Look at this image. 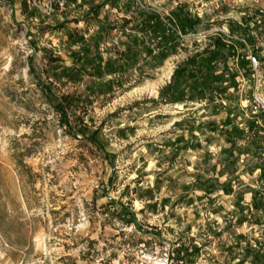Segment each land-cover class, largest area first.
Instances as JSON below:
<instances>
[{
  "label": "rangeland",
  "instance_id": "1",
  "mask_svg": "<svg viewBox=\"0 0 264 264\" xmlns=\"http://www.w3.org/2000/svg\"><path fill=\"white\" fill-rule=\"evenodd\" d=\"M104 1L0 0V264H210L189 255L200 248L182 233L185 216L174 214L202 182L190 174L203 178L217 165L221 174L230 163L252 175L264 152L243 145L226 163L221 134L193 133L191 121H206L204 111L218 113L221 104H190L185 96L153 110L150 100L188 56L221 37L259 59L256 85L251 68L227 60L240 83L225 95L232 120L247 128L251 94L264 91V15L249 21L253 0H122L93 17L90 9ZM139 10L162 21L180 13L197 24L164 47L149 33L121 31L123 20L139 22ZM82 48L90 61L78 59ZM62 67L78 71L67 77ZM61 95L79 101L66 120L77 127L81 118L83 131L67 128L54 109ZM256 121L264 130V116Z\"/></svg>",
  "mask_w": 264,
  "mask_h": 264
},
{
  "label": "crops",
  "instance_id": "2",
  "mask_svg": "<svg viewBox=\"0 0 264 264\" xmlns=\"http://www.w3.org/2000/svg\"><path fill=\"white\" fill-rule=\"evenodd\" d=\"M225 95H211L212 100L203 98L189 101L190 104L205 103L210 108L214 104H221L220 108H224L218 113L217 110H203L207 120L197 118L196 121H191L193 133L197 130L195 134L200 133L206 139L215 133L221 134L224 139L221 146L225 149L222 157L226 163H233L235 156L240 155L238 153L243 145L250 151L264 152V130L258 128V116H251L247 128L240 126L232 120L234 112L228 104L233 101ZM217 115L219 118H213ZM227 115L228 121L218 127ZM216 119L220 121L216 122ZM196 141V138H190L188 144ZM259 160L260 162L255 160L258 166L255 165L252 175L230 170V163L226 164V169L221 174L217 173L218 165L215 169L211 166L203 178L198 177L195 171L190 174L193 181L202 182H198L195 188L186 193V205L175 208L174 214L185 216L181 226L182 233L192 238L193 243L200 248L198 253L202 258L210 259V264L264 262V176H261L264 158ZM196 161L200 163V158ZM233 175L238 177L232 178Z\"/></svg>",
  "mask_w": 264,
  "mask_h": 264
},
{
  "label": "trees",
  "instance_id": "3",
  "mask_svg": "<svg viewBox=\"0 0 264 264\" xmlns=\"http://www.w3.org/2000/svg\"><path fill=\"white\" fill-rule=\"evenodd\" d=\"M122 0H105L94 8H91L90 11L92 16L95 17L98 15L99 8L104 4L115 5L116 3ZM24 2V1H23ZM138 23L135 25H130L131 19L123 20L121 24V31L126 30L127 27L135 30L136 33H149L157 38L159 42L166 47V45H171V41L175 39V32L180 31L185 32L190 29H194L197 24V19L195 21L191 20V17L185 16L184 14H174L173 19H178V22L175 23L174 20L168 18L165 21H162L161 18L155 13H145V11L139 10ZM22 12L24 14L28 13L27 6L23 3ZM260 16L258 12H254L249 21L258 22ZM100 36H97L96 42H98ZM134 43V42H133ZM160 46L157 45L158 52H161ZM153 50L149 48L146 49L147 54H152ZM89 50L87 48H82V57L80 60H86ZM122 54V53H121ZM155 56L158 53H153ZM247 57V56H246ZM245 54L239 55L236 51V47L233 45V42L230 41L226 43L221 37L214 38L212 44L204 48L201 52H198L192 56H188L182 65H178L174 70V73L171 78V82L163 87L159 92L158 99H151L150 103L153 104L154 109H158L159 105H163L168 102H177L181 101L185 96H188L191 101L194 99H203L212 100L211 95L221 96L225 95L229 88L238 89L240 83L236 81L237 76L239 75L238 71H234L227 66L228 59H234L236 65L240 70H244L245 73L251 68L247 66V58ZM95 60H97V68L94 70L95 73L101 74L100 64L101 57L100 55H95ZM51 62H56L57 58H50ZM250 63V62H248ZM221 64V66H220ZM113 66L110 60L105 61L104 67L110 69ZM115 69V68H114ZM64 74L67 77H74L78 70L62 67ZM116 70V69H115ZM115 70H109V74L115 73ZM74 79V78H73ZM74 97L68 98L67 95L59 96L57 102L54 104V109L65 118V125L67 128H77L78 131H83L82 127H85L86 124L83 120L77 117V120L73 122L77 127H73L72 123H69L67 118V109L70 108L73 104L78 103ZM229 115L226 116L223 123L227 122ZM88 141L95 144L100 149L98 142L96 141L95 136H88ZM261 176H264V170L261 169ZM125 209V207H124ZM199 249L194 248L190 250L189 255H196ZM194 252V253H193Z\"/></svg>",
  "mask_w": 264,
  "mask_h": 264
},
{
  "label": "built area",
  "instance_id": "4",
  "mask_svg": "<svg viewBox=\"0 0 264 264\" xmlns=\"http://www.w3.org/2000/svg\"><path fill=\"white\" fill-rule=\"evenodd\" d=\"M255 4H257V12L260 16L258 22H262L264 15V0H253ZM59 3L62 4L61 1ZM247 59L250 62L251 71L256 73V81L255 85L258 83V68H259V59L256 55H254L250 50L248 51ZM253 76V75H252ZM249 111L252 116H264V91L255 90L250 97L248 103ZM264 264V262H263Z\"/></svg>",
  "mask_w": 264,
  "mask_h": 264
}]
</instances>
